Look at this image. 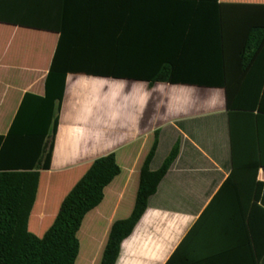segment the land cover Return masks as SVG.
<instances>
[{
    "label": "crops",
    "instance_id": "1",
    "mask_svg": "<svg viewBox=\"0 0 264 264\" xmlns=\"http://www.w3.org/2000/svg\"><path fill=\"white\" fill-rule=\"evenodd\" d=\"M112 2L96 0L91 9L81 4L76 13L97 19L68 26L76 35L77 48L69 52L74 71L65 76L49 169L39 175L65 174L76 182L94 159L113 153L120 172L83 222L101 208L112 183L117 189L113 215L123 191L133 187L129 209L112 221L125 218L139 169L155 142L149 171H157L170 151L176 154L121 242L115 264L121 256L123 264H133L144 255L156 264H264V212L257 209L264 211V115L254 120L255 127L252 119L232 117L234 168L228 126L238 95L264 92V52L256 49L263 32L254 29L259 24L212 22L205 0H122L124 22H100L101 13L112 15ZM216 3L264 5V0ZM67 6L63 0H0V136L17 111L19 117L34 97L43 96L58 34L37 25H49L53 14L68 12ZM229 10L260 11L232 7L224 14ZM242 35L252 37L248 49L238 40ZM30 36L52 37L48 53L39 42L28 43ZM63 38L59 50L64 56ZM117 61H122V74L116 72ZM159 76L179 82L149 86L142 80ZM68 79L71 84L80 79L85 88L67 91ZM225 93L235 95L228 108ZM42 203L31 213L32 230L44 220Z\"/></svg>",
    "mask_w": 264,
    "mask_h": 264
},
{
    "label": "trees",
    "instance_id": "2",
    "mask_svg": "<svg viewBox=\"0 0 264 264\" xmlns=\"http://www.w3.org/2000/svg\"><path fill=\"white\" fill-rule=\"evenodd\" d=\"M96 0H63L69 5L68 12L59 15L53 14L49 19V25L42 23L37 26L45 27L46 31H54L58 34L57 43L44 78V94L42 97H34V102L27 109L23 110L18 117V111L11 123L6 135L0 136V264H75L79 253V241L77 234L80 230L84 217L96 208L103 199L105 187L115 178L120 170L117 166L113 153L94 159L84 170L78 180L69 188L60 200L56 213L51 223L40 235L36 236L28 230V221L34 206L38 178L40 172L49 169L55 131L58 124L60 104L63 95L65 76L68 72L74 71L69 61V52L77 48L73 44L76 36L71 24H79L85 21L96 20L97 15L89 13H76L81 4H86L88 9L94 7ZM210 5V21L212 22H250L258 23L254 29L263 32L259 41L258 51L264 52V5H226L218 4L216 0H205ZM113 13L108 16L101 13L100 22H113L118 26L124 22L123 2L114 0ZM232 7H253L259 8L256 12H232L224 14L225 8ZM72 10L74 12L71 14ZM253 27L235 28L247 32ZM119 29V28H117ZM222 32V28H218ZM122 31V30H121ZM238 32V31H237ZM62 34H65V55L60 54L59 43L62 41ZM31 37L28 41L34 40L40 43L47 54L53 45L52 37ZM238 39L244 48L251 47L252 37L242 35ZM219 41V36H218ZM221 41V35H220ZM236 40L233 42L235 43ZM122 45L116 47L117 52H122ZM221 49V46H220ZM122 59V54H118ZM218 65L223 73V62ZM117 73L122 74V61H117ZM223 76V75H222ZM139 80V79H137ZM149 86L155 82L171 83L177 79L168 77H151L142 79ZM224 80V77H222ZM68 79L67 91L77 87L85 88L80 79H75L71 84ZM179 82V81H177ZM225 87V86H224ZM226 107H230V99L235 95L225 93ZM107 104V102H104ZM228 126L230 134V155L231 165L234 168V141L231 131L232 117L249 118L253 120V126L257 124L254 120L264 115V92L255 94L238 95L236 108L229 109ZM255 112V115H252ZM156 131H154V136ZM155 149V142L139 169L137 186L133 202L128 215L125 218L116 219L108 227L97 264H115L121 242L132 232L135 224L147 206V200L156 190V186L170 162L174 159L175 150L170 151L162 166L157 171H149L148 164ZM256 165L254 166V169ZM112 183L105 190V197L101 209L105 214L113 208V201L117 189ZM128 186L117 205V215L121 216L126 212L132 201L133 187ZM115 206V205H114ZM257 208V207H256ZM264 212L261 208H257ZM35 224V223H31ZM104 234L98 235L93 241L94 250L101 246ZM251 240V239H249ZM130 240L123 243V248ZM100 245V246H99ZM254 247V244H253ZM94 252V251H93ZM124 256H121L118 264H123ZM77 264V263H76ZM133 264H156L155 260L144 255L134 261Z\"/></svg>",
    "mask_w": 264,
    "mask_h": 264
},
{
    "label": "rangeland",
    "instance_id": "3",
    "mask_svg": "<svg viewBox=\"0 0 264 264\" xmlns=\"http://www.w3.org/2000/svg\"><path fill=\"white\" fill-rule=\"evenodd\" d=\"M152 105L149 103V124L153 120V114L150 109ZM151 128V126H149ZM74 179H67L65 174H55V173H41L38 178V186L35 197V202L33 206V214L38 211L40 203H46L44 220L40 221L36 228L32 230L30 218L28 221V230L36 236H40L48 225L51 223L53 216L56 213L58 204L69 188L74 183ZM41 204L44 206V204ZM111 211H107L106 214L103 209L91 212L82 223L81 229L77 234L79 241V253L75 264H97L100 251L102 247H96L94 250L93 241L98 235L104 234L107 225L115 218L119 216L117 214H112ZM32 213V212H31ZM31 216V215H30ZM37 217V216H33ZM94 251V252H93Z\"/></svg>",
    "mask_w": 264,
    "mask_h": 264
}]
</instances>
